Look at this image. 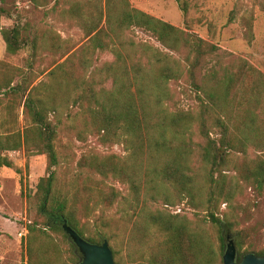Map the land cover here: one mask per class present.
Masks as SVG:
<instances>
[{
    "label": "trees",
    "instance_id": "16d2710c",
    "mask_svg": "<svg viewBox=\"0 0 264 264\" xmlns=\"http://www.w3.org/2000/svg\"><path fill=\"white\" fill-rule=\"evenodd\" d=\"M254 1L264 12V0ZM5 3L0 0V22L11 17ZM86 3V11L78 2L60 10V16L66 11L84 31L86 42L36 83L31 65L38 49L37 33L16 21L8 27L0 23L8 54L23 48L30 51L24 68L0 60V167L19 172L6 152L20 149L27 156L45 155L47 160L46 175L35 192L40 222L26 224V264H53L50 254L60 259L58 245L45 230L68 238L60 215L87 241L107 240L115 264H125L121 244L105 220L100 217L89 225V210L86 221L78 216L80 194L71 195V189L79 180L89 196L97 190L93 207L121 205L123 220L132 222L130 239L141 234L144 243L153 242L149 264H212L214 254L206 238L189 226L184 214L169 211V206L181 203L204 212L220 229L225 224L236 236L240 258L247 252L241 251L247 234L236 230L234 222L224 223L226 211L220 206H230L244 187L264 192V74L239 57L209 64L206 57L216 53L215 44L133 7L129 0ZM180 8L187 10L184 2ZM243 19L251 40L252 20L248 15ZM134 29L151 33L162 49L135 40ZM104 52L111 53L112 60L97 65ZM172 81L185 84L182 93L193 96L195 108L172 105ZM20 108L22 127L15 115ZM63 115L71 118L69 128L78 139L93 134L103 144L122 145L125 154L84 155L77 162L76 177L72 179L67 170L69 176L60 185L56 139ZM91 173L126 184L123 202L113 186L103 192L92 184ZM158 200L164 207L151 212L149 202ZM218 241L221 255L224 236L218 235Z\"/></svg>",
    "mask_w": 264,
    "mask_h": 264
},
{
    "label": "rangeland",
    "instance_id": "374dc122",
    "mask_svg": "<svg viewBox=\"0 0 264 264\" xmlns=\"http://www.w3.org/2000/svg\"><path fill=\"white\" fill-rule=\"evenodd\" d=\"M44 5H34L30 0H6L4 4L10 9L11 17L2 18L1 26H11L14 21L24 25L27 31L36 32L38 35V49L36 57L32 61V73L37 77L36 82L45 79V75L57 64L61 63L68 55L82 46L87 37L84 31L71 20L66 11L60 16V10H67L69 4L78 2L86 11L89 4L86 0H38ZM131 5L154 17L166 21L184 31L192 32L204 40L215 44L218 49L216 53L206 59L210 63L217 60L226 62L228 58H243L257 70L264 74V12L254 0H129ZM184 2L187 6L186 12L180 8ZM251 18L253 38L249 40L246 35L247 27L244 23V16ZM132 36L139 42H145L162 49L155 37L142 29H134ZM164 50V49H163ZM29 50L23 48L16 54H8L5 51V43L0 34V60L16 67L27 65ZM64 53H66L64 55ZM113 58L109 52L101 53L97 65L104 61H111ZM76 73L81 70L78 67ZM70 81L67 80L68 83ZM183 83L172 81L170 88L174 94L172 105L180 108H195L193 96L182 93ZM69 89V86H64ZM22 109L15 111L18 117L19 126H23ZM4 112H2L3 114ZM60 129L56 139V149L59 153L60 164L57 168V178L60 185L64 184L69 176L67 170L71 171V178H75L78 160L88 154L123 155L125 151L122 145L103 144L95 135H86L83 140L78 139L74 132H71V118L66 115L61 117ZM19 172L7 167H0V264H26L27 252V229L29 221L40 219L36 215V186L39 179L46 175L47 160L45 155L27 156L24 149L6 152ZM200 169V165L196 164ZM234 175L235 171H228ZM85 175V172L83 173ZM81 177V176H78ZM91 183L99 185L103 192L107 191L108 185L119 192L118 199L123 202L127 196L126 184L103 179L97 174H90ZM79 184L71 189L80 194L76 202L77 214L82 221H86L85 214L89 210V225L100 217L109 225L112 234L117 236L121 244V254L125 264H149L152 257L153 242L149 240L144 243L141 234L130 239L132 222H126L122 218L121 205L101 206L92 205L93 199H97V190L89 196ZM241 184H243L241 182ZM244 186V184H243ZM96 188V187H95ZM172 200L177 201L174 193L170 191ZM89 205L90 209H87ZM164 207L162 201L149 202L151 212ZM171 213L184 214L189 226L203 235L213 251L212 264H222V255L218 241V235H225L229 232L234 240L236 236L225 224L220 228L213 225L204 212L194 211L186 207L184 203L169 206ZM220 210L226 211L224 223L234 222L236 230H245L247 234L243 239L242 254L244 252L257 253L264 251V192L258 194L250 187L243 188V194L237 197L230 206L222 204ZM46 232L51 234L54 242L58 245L60 259L54 254L48 256L49 262L53 264H73L76 260L71 240L60 232H52L48 227ZM38 232V231H37ZM36 242L41 243L42 239L35 236ZM75 247V246H74ZM237 249V248H236ZM238 253V252H237ZM239 257V253H238ZM71 258V259H70ZM221 259V260H220ZM80 259L76 260L78 264Z\"/></svg>",
    "mask_w": 264,
    "mask_h": 264
},
{
    "label": "water",
    "instance_id": "95a60500",
    "mask_svg": "<svg viewBox=\"0 0 264 264\" xmlns=\"http://www.w3.org/2000/svg\"><path fill=\"white\" fill-rule=\"evenodd\" d=\"M60 226L80 255L78 264H115L107 240H103L99 244L87 241L68 224L63 215H60ZM224 238L225 248L222 255V264H264V253L258 255L253 252H246L239 258L231 234L226 232Z\"/></svg>",
    "mask_w": 264,
    "mask_h": 264
},
{
    "label": "crops",
    "instance_id": "0c3cea01",
    "mask_svg": "<svg viewBox=\"0 0 264 264\" xmlns=\"http://www.w3.org/2000/svg\"><path fill=\"white\" fill-rule=\"evenodd\" d=\"M2 235V234H1Z\"/></svg>",
    "mask_w": 264,
    "mask_h": 264
}]
</instances>
